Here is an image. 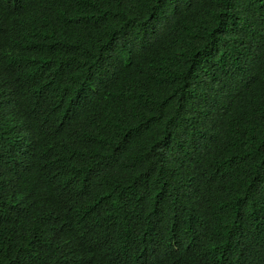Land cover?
<instances>
[{
	"label": "trees",
	"instance_id": "16d2710c",
	"mask_svg": "<svg viewBox=\"0 0 264 264\" xmlns=\"http://www.w3.org/2000/svg\"><path fill=\"white\" fill-rule=\"evenodd\" d=\"M0 264H264V0H0Z\"/></svg>",
	"mask_w": 264,
	"mask_h": 264
}]
</instances>
